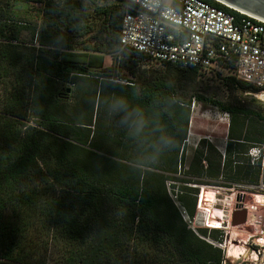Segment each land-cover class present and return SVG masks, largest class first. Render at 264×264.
Listing matches in <instances>:
<instances>
[{
	"label": "trees",
	"instance_id": "1",
	"mask_svg": "<svg viewBox=\"0 0 264 264\" xmlns=\"http://www.w3.org/2000/svg\"><path fill=\"white\" fill-rule=\"evenodd\" d=\"M113 1L0 0V264H223L222 249L202 239L208 230H192L168 196L169 182L182 183L178 201L194 218L191 182L175 177L193 99L230 115L229 142L224 156L197 149L186 175L264 186V158L248 157L264 148V111L237 96L262 89L227 76L220 100L203 97L198 70L159 64L166 74L148 76L146 59L120 44L125 0ZM29 2L42 17L15 13ZM116 111L135 127L115 129ZM167 143L170 156H158ZM146 144L171 175L123 154Z\"/></svg>",
	"mask_w": 264,
	"mask_h": 264
},
{
	"label": "rangeland",
	"instance_id": "2",
	"mask_svg": "<svg viewBox=\"0 0 264 264\" xmlns=\"http://www.w3.org/2000/svg\"><path fill=\"white\" fill-rule=\"evenodd\" d=\"M98 4H113V0H95ZM43 5L35 3L17 4L15 13L26 19H36L42 17ZM41 12V13H40ZM114 57L106 58V67H110ZM138 66L146 72L148 76H160L165 75V67L155 62L147 60L138 61ZM220 73L216 72H200L197 83L205 88L206 93L202 94L206 97L209 93H217L219 99L228 96V92L224 86V79ZM124 84L125 82H121ZM181 82H177L178 85ZM183 86L182 83L177 87ZM238 98L244 102H256L258 106H261L264 111V101H260L251 93H238ZM216 105L208 103L203 100L193 99L191 105V120L188 127L187 140L184 147L179 151L178 157V174L175 177L180 181H190V184L184 186L188 188L186 191V198L188 204L196 200V209L194 218H189L184 212L181 203L177 198V189L183 184L180 182L170 183L175 185H167L168 196L177 208L179 214L183 216L185 222L189 227L198 232L201 229L208 230V236L202 238L206 242L216 245L223 251V264H262V256L264 247L258 245L261 244L264 239V186L254 185L249 181L233 180L226 178V176L220 177L219 180H212L204 177L191 178L186 175L188 167L192 161L195 151L204 150L207 152V146L210 144L215 148L218 154L224 156L226 154L227 145L229 142L228 131L230 124V115L227 116ZM115 122V129L123 130V128L135 127V121L133 117H130L126 112H114L109 116ZM96 121H94L95 124ZM136 124H138L136 122ZM142 130V129H141ZM145 132V130H144ZM161 140L167 142L169 140L168 135L163 133ZM123 145L129 142L125 139L121 140ZM205 142V143H204ZM138 146L132 145L134 149L125 151L131 158L132 162L144 164V170H153L156 173L171 175L169 173L170 165L166 162H158L151 155L152 146ZM166 144L165 147L157 146L156 152L164 151V156H170L169 153L174 150V146ZM144 147L147 148V153H144ZM256 148L255 145L251 146L250 151ZM251 164L258 162L264 158V155L260 158H256L250 155ZM120 152H123V146L120 148ZM143 153V154H142ZM150 153V155H149ZM159 156V155H158ZM243 159H246V155H240ZM182 157L184 162L182 163ZM167 158V157H165ZM155 166L160 170L152 169L151 166ZM206 166V163L205 165ZM259 196V198L257 197ZM237 198H240V202L237 203ZM244 206V210L248 212L247 222L244 225L233 226L232 215L237 206ZM221 221V222H220ZM221 223V229H216V224ZM208 223V225H206ZM214 225V226H213ZM208 226V227H207ZM213 230L221 232L218 234L219 239L215 241L213 235L210 233ZM211 234V235H210ZM222 240V241H221ZM219 243V244H218ZM221 243V244H220ZM264 246V245H263ZM233 249V251H232ZM261 252V255L258 254ZM255 253V254H254Z\"/></svg>",
	"mask_w": 264,
	"mask_h": 264
},
{
	"label": "built area",
	"instance_id": "3",
	"mask_svg": "<svg viewBox=\"0 0 264 264\" xmlns=\"http://www.w3.org/2000/svg\"><path fill=\"white\" fill-rule=\"evenodd\" d=\"M120 44L157 64L233 76L264 97V23L215 0H125Z\"/></svg>",
	"mask_w": 264,
	"mask_h": 264
},
{
	"label": "water",
	"instance_id": "4",
	"mask_svg": "<svg viewBox=\"0 0 264 264\" xmlns=\"http://www.w3.org/2000/svg\"><path fill=\"white\" fill-rule=\"evenodd\" d=\"M239 13L264 23V0H215ZM248 212L240 210L233 213L232 225H244L247 222Z\"/></svg>",
	"mask_w": 264,
	"mask_h": 264
},
{
	"label": "bare ground",
	"instance_id": "5",
	"mask_svg": "<svg viewBox=\"0 0 264 264\" xmlns=\"http://www.w3.org/2000/svg\"><path fill=\"white\" fill-rule=\"evenodd\" d=\"M257 98L260 99V100H264V97L259 96V95H257ZM220 222H221V221H220ZM213 226H214V225H213ZM215 227H216V229H221V223L218 222V223L216 224ZM232 251H233V249H232ZM254 254H255V253H254Z\"/></svg>",
	"mask_w": 264,
	"mask_h": 264
},
{
	"label": "flooded vegetation",
	"instance_id": "6",
	"mask_svg": "<svg viewBox=\"0 0 264 264\" xmlns=\"http://www.w3.org/2000/svg\"><path fill=\"white\" fill-rule=\"evenodd\" d=\"M240 202V198H237V203H239ZM240 210H244V206H237V208H236V210L234 211V213L235 212H238V211H240ZM232 222V221H231Z\"/></svg>",
	"mask_w": 264,
	"mask_h": 264
}]
</instances>
